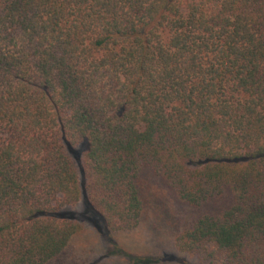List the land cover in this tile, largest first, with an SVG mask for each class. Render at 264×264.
I'll return each instance as SVG.
<instances>
[{
    "label": "trees",
    "instance_id": "1",
    "mask_svg": "<svg viewBox=\"0 0 264 264\" xmlns=\"http://www.w3.org/2000/svg\"><path fill=\"white\" fill-rule=\"evenodd\" d=\"M147 168L223 201L179 251L264 264V0H0V264L59 258L71 210L137 228Z\"/></svg>",
    "mask_w": 264,
    "mask_h": 264
},
{
    "label": "rangeland",
    "instance_id": "2",
    "mask_svg": "<svg viewBox=\"0 0 264 264\" xmlns=\"http://www.w3.org/2000/svg\"><path fill=\"white\" fill-rule=\"evenodd\" d=\"M144 211L139 226L130 231H112L95 223L80 208L71 210L82 224L63 254L49 264H204L179 251L177 232L203 213H216L220 206H193L147 168L139 178ZM76 208V207H75ZM83 209V210H82Z\"/></svg>",
    "mask_w": 264,
    "mask_h": 264
}]
</instances>
